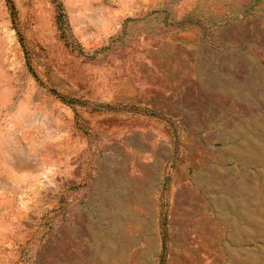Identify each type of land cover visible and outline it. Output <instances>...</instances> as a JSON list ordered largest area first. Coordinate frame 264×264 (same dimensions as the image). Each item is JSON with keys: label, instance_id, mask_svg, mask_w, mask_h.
Here are the masks:
<instances>
[{"label": "rangeland", "instance_id": "1", "mask_svg": "<svg viewBox=\"0 0 264 264\" xmlns=\"http://www.w3.org/2000/svg\"><path fill=\"white\" fill-rule=\"evenodd\" d=\"M0 264H264V0H0Z\"/></svg>", "mask_w": 264, "mask_h": 264}]
</instances>
